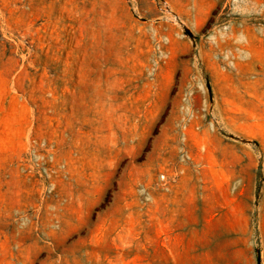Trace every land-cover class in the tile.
Segmentation results:
<instances>
[{
	"label": "rangeland",
	"instance_id": "obj_1",
	"mask_svg": "<svg viewBox=\"0 0 264 264\" xmlns=\"http://www.w3.org/2000/svg\"><path fill=\"white\" fill-rule=\"evenodd\" d=\"M264 0H0V264H260Z\"/></svg>",
	"mask_w": 264,
	"mask_h": 264
},
{
	"label": "crops",
	"instance_id": "obj_2",
	"mask_svg": "<svg viewBox=\"0 0 264 264\" xmlns=\"http://www.w3.org/2000/svg\"><path fill=\"white\" fill-rule=\"evenodd\" d=\"M259 239H260V254H261V261L260 264H264V212L260 214V222H259Z\"/></svg>",
	"mask_w": 264,
	"mask_h": 264
}]
</instances>
